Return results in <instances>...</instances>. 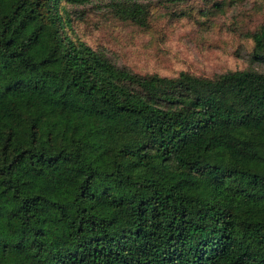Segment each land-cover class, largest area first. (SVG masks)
I'll return each instance as SVG.
<instances>
[{
	"label": "trees",
	"instance_id": "16d2710c",
	"mask_svg": "<svg viewBox=\"0 0 264 264\" xmlns=\"http://www.w3.org/2000/svg\"><path fill=\"white\" fill-rule=\"evenodd\" d=\"M190 1L0 0V264H264V21L228 20L248 65L210 77L76 32L87 4L151 35L264 3Z\"/></svg>",
	"mask_w": 264,
	"mask_h": 264
},
{
	"label": "rangeland",
	"instance_id": "374dc122",
	"mask_svg": "<svg viewBox=\"0 0 264 264\" xmlns=\"http://www.w3.org/2000/svg\"><path fill=\"white\" fill-rule=\"evenodd\" d=\"M188 4L198 8L203 1L191 0ZM98 6L78 7L83 10V16L76 23V32H81L79 35L90 45L104 49L118 65L139 73L155 72L163 76L184 71L210 77L245 67L248 58L244 53L236 54V40L226 30L228 20L237 18L247 29L264 21V3L248 2L231 9L219 23L224 27L200 25L203 19L194 11L191 18L177 23L168 24L167 18L162 19L154 30L157 32L150 35L112 18L104 8L101 9V5ZM166 12L163 7L157 9V13L163 16ZM259 70L264 71V66Z\"/></svg>",
	"mask_w": 264,
	"mask_h": 264
}]
</instances>
